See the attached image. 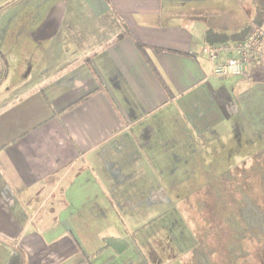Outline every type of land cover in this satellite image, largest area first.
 Instances as JSON below:
<instances>
[{
	"label": "crops",
	"instance_id": "0c3cea01",
	"mask_svg": "<svg viewBox=\"0 0 264 264\" xmlns=\"http://www.w3.org/2000/svg\"><path fill=\"white\" fill-rule=\"evenodd\" d=\"M19 4L39 15L45 52L12 76L0 55L10 77H31L0 94V264H151L143 246L168 222L178 164L264 106L253 67L218 78L205 54L208 31L253 24L252 0ZM107 238L128 250H104Z\"/></svg>",
	"mask_w": 264,
	"mask_h": 264
},
{
	"label": "rangeland",
	"instance_id": "374dc122",
	"mask_svg": "<svg viewBox=\"0 0 264 264\" xmlns=\"http://www.w3.org/2000/svg\"><path fill=\"white\" fill-rule=\"evenodd\" d=\"M17 1L0 0V55L7 68L13 62L11 76L31 70L38 55L44 57L45 52L35 44L33 32L39 15L31 6L16 5ZM11 20L14 24L7 39L5 29ZM18 46L19 52L8 56ZM23 63L29 64L26 70ZM7 68L0 94L17 86L15 80L21 84L31 78L10 77ZM253 71V79L264 81V55ZM259 111L249 110L245 127L232 131L230 139L201 145L198 154L178 164L177 172L183 176L169 179L170 188L178 190L169 195L171 204L164 220L168 222L143 246L151 264H264L263 105ZM174 159L166 162L169 174L174 173Z\"/></svg>",
	"mask_w": 264,
	"mask_h": 264
},
{
	"label": "built area",
	"instance_id": "2783aa9c",
	"mask_svg": "<svg viewBox=\"0 0 264 264\" xmlns=\"http://www.w3.org/2000/svg\"><path fill=\"white\" fill-rule=\"evenodd\" d=\"M205 54L218 78L245 77L264 55V26H254L242 41L209 46Z\"/></svg>",
	"mask_w": 264,
	"mask_h": 264
},
{
	"label": "trees",
	"instance_id": "16d2710c",
	"mask_svg": "<svg viewBox=\"0 0 264 264\" xmlns=\"http://www.w3.org/2000/svg\"><path fill=\"white\" fill-rule=\"evenodd\" d=\"M256 7V16L253 20V24L248 28L242 30L239 33L233 35L219 34L213 31H208L206 33V42L209 46H215V44H223L227 42H238L244 40L251 32L254 26L264 25V0H252ZM5 65L0 58V83L3 81L5 76ZM137 232V231H136ZM132 240L135 242V235L132 236ZM105 249L113 248L116 253L123 254L129 248V243L123 239L107 238L104 240Z\"/></svg>",
	"mask_w": 264,
	"mask_h": 264
}]
</instances>
